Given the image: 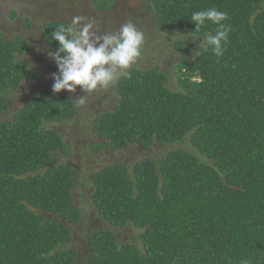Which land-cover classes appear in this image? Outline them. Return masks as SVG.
<instances>
[{"label": "trees", "instance_id": "obj_1", "mask_svg": "<svg viewBox=\"0 0 264 264\" xmlns=\"http://www.w3.org/2000/svg\"><path fill=\"white\" fill-rule=\"evenodd\" d=\"M151 4L154 27L189 35L172 43L184 71L175 77L178 90L158 66L129 67L113 82L111 108L94 126L105 142L93 151L153 147L162 156L95 172L90 198L108 228L88 234L85 264H264V0ZM209 7L228 14L227 50L217 58L200 46L190 58L192 36L215 34V25L195 31L190 22ZM60 24L42 32L52 52L58 44L50 33ZM26 50L22 39H0V264H80L69 227L81 218L73 206L77 171L57 161L69 147L44 127L86 122V112L78 99L45 89L3 118L10 92L35 78L19 58ZM186 137L191 150L174 147ZM127 226L137 230V244L118 240L115 232Z\"/></svg>", "mask_w": 264, "mask_h": 264}, {"label": "rangeland", "instance_id": "obj_2", "mask_svg": "<svg viewBox=\"0 0 264 264\" xmlns=\"http://www.w3.org/2000/svg\"><path fill=\"white\" fill-rule=\"evenodd\" d=\"M36 1L37 0H0V39H5V37L9 40L16 41L22 39L27 46V50L26 53L19 58L25 61L26 67L31 69L35 74L34 79L22 81L14 93L13 91L10 92L11 95H9V97L12 103L7 110V116L3 118L10 120L14 113H16L27 101L40 94L41 91L44 92L46 91L45 89L52 91V75L53 73H57L58 70L55 62L48 56L50 49L46 45L42 35L43 29L46 27L45 24L48 26L52 21H57L64 25H70L73 17L80 16L79 14L85 15V17L90 19L99 18L100 14H107L109 17L110 15H115L116 11L114 9L120 12L122 10L121 8L125 6L131 10V13L135 14L133 15L130 13L126 16L130 20H137L133 21V23L144 33V46H146L143 48L145 53L143 52L141 58L139 60L137 59L130 67L145 68L158 66L161 72L168 77L167 85L177 90L179 89L175 77L179 75V69L184 71V68L181 67V57L184 56V54L175 50L172 43L176 38L187 39L189 35L186 33L183 35L174 33V37V34H167L166 32L162 34V31L154 27L156 16L150 7L152 6L151 0H118L116 8L113 7L114 3L111 5L112 7L110 6L111 9L108 4H106L105 0L99 3H93L94 0H39L41 2L40 6H38L37 3L33 4V2ZM140 3L142 6L147 7L142 10L141 14L143 19L140 14L138 15L137 10L141 8V5H139ZM104 6L107 7L103 8ZM38 7L41 9L40 11H37ZM24 17L31 18L30 24H28V21ZM5 21L12 25L13 30L6 31L4 29ZM103 24L102 22L99 26L100 31L97 33L98 35H103L101 32ZM120 26L121 24H118L116 30H119ZM106 27L110 26L106 25ZM107 29L109 28H105V30ZM166 39H169L168 44L163 47L162 42ZM191 41L194 43V48L189 56L193 58L195 50L200 47L202 38L192 36ZM147 50L153 53L149 54ZM198 80V76H193L191 79L192 82ZM112 85L113 83L107 88H98L94 92L88 94L81 92L79 88H77L75 93H68L62 90L61 93L66 94L73 100H77L80 96L84 97L85 104L81 106L79 111L81 113L85 111V114L88 115L86 122H80L78 118L75 117L71 123L68 121L51 123L44 127L59 132L64 142L69 147L66 156L58 154L57 161L59 163L69 164L77 171L75 186L72 190L73 206L80 211L81 218L79 223L70 225L69 227L72 230L73 237L70 247L78 250L80 264H85L87 258L88 234L93 229L107 230L108 228L107 224L96 212L90 198L93 192V184L91 181L95 172L106 165L120 161L130 165V163L132 164L145 155L155 159H159L162 156V152L153 147L146 151L138 150L136 147H129L122 152L116 153H111L107 150H103L99 153L93 151V148H98L96 146L97 144H103L105 142V140L98 136L94 126L98 120V115L102 111L111 108V102L113 101V98H111V95H113ZM174 147L186 150H191L192 148L187 137ZM110 230L114 231L115 229ZM137 233V230L131 226L121 228L119 232H115L118 240L132 244H137L139 242Z\"/></svg>", "mask_w": 264, "mask_h": 264}, {"label": "clouds", "instance_id": "obj_3", "mask_svg": "<svg viewBox=\"0 0 264 264\" xmlns=\"http://www.w3.org/2000/svg\"><path fill=\"white\" fill-rule=\"evenodd\" d=\"M227 20L228 14L215 7L195 11L190 18L195 31L208 24L216 26L215 34L204 35L200 46L204 50L210 48L217 58L224 55L229 43L232 29L225 23ZM99 31L96 20L76 16L70 25L60 24L50 33L51 41L58 44L55 52L48 53L58 70L52 75L54 93L62 90L75 93L77 88L83 93H92L98 88H107L122 74L127 78L126 70L142 56L146 47L144 33L131 21L122 24L117 32L98 35ZM84 104L85 99L80 96L78 106ZM242 264L249 262L244 260Z\"/></svg>", "mask_w": 264, "mask_h": 264}, {"label": "flooded vegetation", "instance_id": "obj_4", "mask_svg": "<svg viewBox=\"0 0 264 264\" xmlns=\"http://www.w3.org/2000/svg\"><path fill=\"white\" fill-rule=\"evenodd\" d=\"M34 3H37L38 4V6H40L41 5V2L39 1V0H37L36 2H33V4ZM30 4H32V3H30ZM117 4H118V0H116V3H115V5H114V8H116V6H117ZM139 5H141V3L139 4ZM119 6V5H118ZM120 7V6H119ZM121 7H123V6H121ZM144 8H147L146 6L144 7V6H142L141 5V8L140 9H137L138 10V15L140 14L141 15V18L143 19V17H142V10L144 9ZM122 10L119 12V11H117L116 9H114L115 11H113V12H115V15H110L109 17L107 16V14H100L99 15V18H96V19H94V20H96V21H98L97 22V26L99 27L101 24H102V22L104 23L103 24V27H101V28H103L102 30H101V32H102V34H104V33H106V32H117L118 30H116L117 29V26H118V24H124V23H126V22H129V21H131V22H133V21H137V20H130V19H128V17L126 16L127 14H130L131 12V10H129L128 9V7H123V8H121ZM41 9H39V7H38V9H37V11H40ZM123 11V12H122ZM114 14V13H113ZM131 14H133V13H131ZM80 16H84L85 17V15H82V14H79ZM119 15V16H118ZM133 15H135V14H133ZM137 16V15H136ZM30 17H33V16H30ZM25 18V17H24ZM120 19V20H119ZM106 21H108V22H106ZM106 25H109L110 27H106ZM105 28H109V29H107V30H105ZM6 31H10V30H13L12 29V25L8 22H6L5 21V28H4ZM139 29V28H138ZM162 33V32H161ZM167 40H169V39H167ZM147 52L149 53V54H151V53H153L152 51H148L147 50ZM139 58H141V57H139ZM138 58V59H139ZM85 116V118H87L88 117V115H84ZM78 118V121H79V118L80 117H77Z\"/></svg>", "mask_w": 264, "mask_h": 264}]
</instances>
